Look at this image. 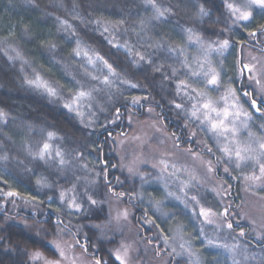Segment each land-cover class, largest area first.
<instances>
[{"label":"clouds","instance_id":"clouds-1","mask_svg":"<svg viewBox=\"0 0 264 264\" xmlns=\"http://www.w3.org/2000/svg\"><path fill=\"white\" fill-rule=\"evenodd\" d=\"M220 6L219 0L215 6L213 0H18L17 9L25 17L18 29L13 26L8 35H0V93L20 101L0 105L8 113L7 120L0 121V173L14 175L44 197L27 203L30 215L16 216L24 237L15 242L20 264H34L35 251L43 257L40 264H71L73 259L76 264H96L97 259L115 264L114 252L122 244L132 247L130 264H141L142 259L143 264H168L169 257L173 264L177 258L187 264L184 256L172 253L173 248L179 252L173 227L188 214V198L200 195L206 183L224 179L218 170L244 182L239 204L222 201L235 208L230 219L237 228L220 231V236L239 245L235 259L240 264H264V195L246 189L241 172L251 170L233 167L221 148L224 138L212 129L203 107L211 100L222 109L228 88L245 108V88L255 91L257 99L261 93L253 79L239 73V56L228 62L229 50L212 57L211 66L222 78L216 86L209 84L193 62L186 38L185 29H201L205 38L202 29L208 27H222L230 37L235 28L249 23L218 12ZM154 8L165 14L158 17ZM201 8L208 15L201 17ZM41 25L48 26L47 31ZM249 38L256 43L246 44L244 61H264V34ZM78 47L79 54L74 51ZM37 76L54 95L28 83ZM80 92L87 95L77 106L73 100ZM125 120L128 129L117 131ZM172 123L181 130L179 135L170 130ZM253 124L264 133V120L254 119ZM109 128L115 135L109 134L101 146ZM206 161L212 162L215 174L204 166ZM156 185H162L159 195L148 191ZM72 199L79 208L70 206ZM124 210L126 217L119 215ZM137 210L142 214L135 215ZM57 218L62 223L57 224ZM146 220L153 221L150 236L143 234ZM158 220L168 229L167 243ZM191 225L199 229L200 221L193 216ZM242 225L244 235L239 234ZM158 234L169 249L166 256H159L149 243ZM54 241L65 245L67 255L59 254ZM211 251L218 253L217 259L205 256L206 264H233L225 249Z\"/></svg>","mask_w":264,"mask_h":264},{"label":"snow or ice","instance_id":"snow-or-ice-1","mask_svg":"<svg viewBox=\"0 0 264 264\" xmlns=\"http://www.w3.org/2000/svg\"><path fill=\"white\" fill-rule=\"evenodd\" d=\"M148 3H152V0H147ZM60 6H63L60 2ZM224 7L228 12L234 17L237 21H249L250 24H254V29L248 31V36L259 38L264 34V23H259L255 20L257 11L264 15V0H243L242 3L229 2V0H224ZM76 9L73 8L75 13ZM155 14L163 16L165 14L164 10L159 8H154ZM200 16L208 15L206 9H200ZM64 27L67 29L68 22H62ZM99 23V22H98ZM105 32L109 31L108 27L105 25ZM247 30V29H246ZM187 33V41L189 47L195 48V54L192 57L193 62L203 71L207 82L213 86L218 85L221 82L222 74L215 67H212V57L223 56L226 50L235 49L237 46L240 47L241 53L245 52V46L247 41H233L231 39H216V40H206L198 32L193 31L192 29H185ZM120 45H117L119 47ZM78 54L80 53V48L75 49ZM264 51V49H262ZM17 55H19L17 53ZM87 55V52L84 53ZM251 56V53H248ZM9 59H14L13 56H9ZM253 60H256V63L245 62L243 55L240 58V67L238 69L242 77L247 79H253L254 83L257 85V89L261 93V98H256V92L243 91V96L249 97L245 102L247 107L245 108L237 99L236 92L232 88H228L223 97L225 101V106L221 109L214 105L211 100H208L203 104V107L208 110L207 119L210 122L212 129L216 130L221 137L224 138V142L221 144L222 151L228 160L232 163L234 168H251L250 172H241V175L244 177L246 182V189L252 191L254 188H259L260 191H264V134H258L255 131H252L253 120L261 119L264 120V61L258 60L256 57H252ZM91 62V58L89 57ZM187 57L185 58V63H187ZM207 66V67H206ZM111 67V65H109ZM255 74V76H254ZM29 84L36 87L45 88L50 94H55V90L48 86V83L37 76L35 79L29 80ZM181 85H184L186 81H180ZM87 93L80 92L79 96L73 100V104L78 106L79 99L86 96ZM242 98V97H241ZM139 99V98H134ZM73 104L66 105L71 108ZM151 111V109H149ZM212 113H215L218 118H213ZM259 113V117H256L255 114ZM195 114V113H193ZM8 118V113L0 109V121H6ZM234 121V123H230ZM239 125V126H237ZM261 128H264V124L260 125ZM247 129V139L242 141L239 139V134L241 129ZM48 148L46 144L44 146ZM43 155V153H41ZM108 162L105 161V164ZM163 163V162H162ZM204 166L208 169L210 173L215 174L216 169L212 166L211 161L202 162ZM165 167L167 164L165 163ZM228 173L230 170L225 168L224 170ZM175 174V173H172ZM0 181H3L4 185H8V181L0 175ZM38 183H43V181H38ZM186 184H189V181H185ZM165 187L167 184L165 183ZM229 185L223 178L218 181H213L212 183H206L204 188L211 191L215 194V197L218 198V203L216 206H209L206 202H202V197L200 195H193L188 198V202L185 203V208H188L191 205V211L195 214L197 218L200 219V228L199 231L193 235L192 232L186 231L185 225L183 222L177 221L173 227V232L175 240L178 242L179 252L176 248L172 249L173 254L181 255L186 258L187 264H206L205 252H208L210 248H222L232 254L233 264H240V261L235 259L237 254H240L239 245L233 243L229 244L223 240L220 236V231L236 230V223L230 219L233 215L231 211V204H223L222 201L229 194ZM61 196H65V193H61ZM0 197L6 198H20L25 203H31L38 200V196L32 195L30 193L26 194L15 187L8 186L7 189L0 187ZM94 202V201H93ZM156 207L160 208V201H155ZM70 206L73 208H79L80 206L75 202L74 199L70 200ZM121 216H127V210L119 213ZM167 215V213H164ZM246 215V214H245ZM57 224L62 223V220L57 218ZM146 224L152 225V220H146ZM159 228V234H163L164 242L170 239L169 235L165 233V229L161 228L160 225H157ZM210 228L211 231H206ZM159 234L156 239H159ZM239 234H245V228H239ZM264 238V233L261 234ZM202 238V239H201ZM2 239V238H0ZM194 241H198L201 245L206 247H197ZM55 247L57 248L61 256L67 255L65 245L61 242L54 241ZM149 243H153L149 241ZM87 246L85 242V247ZM69 247L74 248L75 245H69ZM163 249L157 248V251L160 252ZM115 258L119 261V264H130L132 247L131 245L122 244L120 248L116 249L114 252ZM32 260L34 264H40L43 259L40 252L35 251L31 253ZM215 260L217 257H211ZM56 264H60L59 261ZM71 264H76L75 259L72 260ZM96 264H102V259H97Z\"/></svg>","mask_w":264,"mask_h":264},{"label":"trees","instance_id":"trees-1","mask_svg":"<svg viewBox=\"0 0 264 264\" xmlns=\"http://www.w3.org/2000/svg\"><path fill=\"white\" fill-rule=\"evenodd\" d=\"M220 7L216 10L218 12L223 11L225 13V16L229 15L230 13L228 10L224 7V0H219ZM216 0H213V5L215 6ZM18 6V0H11V3H9V0H0V35H8L11 30H13V26H15L17 29L19 28V22L25 17V14L17 9ZM257 13H259L257 11ZM256 13V14H257ZM105 15H111L109 13H105ZM113 19H118L119 17L112 16ZM255 20L257 22L264 21V15H261L260 18H256ZM43 30L47 31L48 26L41 25L40 26ZM170 27V26H169ZM247 29V30H246ZM254 29V24H249L245 22L242 27L235 28L232 35L229 37L227 33L223 32L222 27H208L202 29L204 36L207 40H215V39H224V38H230L233 41H240L244 40L247 41V43H254L253 40H250L248 36V31H251ZM53 32L55 31V28H52ZM201 29H198L197 32L200 33ZM238 51V56L241 58L243 55L241 53V49L239 46H237L235 49H229V51L232 53L233 58V52ZM136 95H146L147 93H133ZM19 98L16 96L9 97L6 93H0V105H11L13 103H19ZM258 116V115H257ZM165 123H168L167 118L165 119ZM170 130L173 132H176L178 135L180 134V129L177 128L175 123H172L169 125ZM128 129V122L125 120V123L122 125H118L117 131H126ZM109 134L115 135V132L109 128L108 132L104 134V137L101 138V146H103V139L108 137ZM105 159L107 157L105 156ZM245 171H250V169H243ZM218 173L220 175H223L224 179L228 181V184L231 185L229 190L231 191L232 195L225 197V200L232 201L233 205L239 204L241 200L244 199V192H243V181L240 179L233 180L231 179L227 174H223L218 170ZM3 175L4 179L8 181V185H4L3 181H0V187H4L7 189L8 186L15 187L19 191L23 193H30L32 195L38 196V199H44V197L39 196L38 193L30 186L26 185L25 183L18 180L14 175H11L7 172L0 173ZM119 173H117L118 175ZM236 173H233L235 175ZM157 186H154L150 188V190L157 189ZM259 189V188H257ZM149 191V189H148ZM200 196L203 198L202 202H206L209 206H216V204L219 202L218 198L215 197V194L212 193L209 190H206L205 188H201L200 190ZM232 212L235 211V208L233 207L231 209ZM32 213V208L27 203H25L20 198H6V197H0V264H20V254L19 249L15 247V242L17 240L23 239V234L21 230L17 227V225L20 223L17 219V215H30ZM139 210H137V213L135 215H140ZM11 216L12 219L6 220L5 218ZM193 217L192 212L188 209L187 215H182L180 219L185 224L186 231H191L193 235H195L199 229L198 227H192L191 225V219ZM197 218V217H196ZM135 219V216L133 217ZM198 221H200L199 218H197V224ZM157 223L160 224L161 228L165 229V233L167 234L168 229L165 226V224L160 223L158 220ZM144 235L150 236L153 234L154 229L151 227V225H144ZM242 227H246V225H242ZM206 231H211L210 228L206 229ZM197 247H205L204 245H201L198 241H194ZM153 249H163L159 252V256H166L169 249L164 248V244L159 239H153L152 243ZM155 254V253H153ZM218 253L216 251L211 252H205V256L211 258V257H217ZM114 259V258H113ZM172 257L168 258V264H173ZM186 259V258H185ZM115 264H119V261H115ZM176 264H180V259L177 258ZM228 264H231V261L229 260Z\"/></svg>","mask_w":264,"mask_h":264},{"label":"rangeland","instance_id":"rangeland-1","mask_svg":"<svg viewBox=\"0 0 264 264\" xmlns=\"http://www.w3.org/2000/svg\"><path fill=\"white\" fill-rule=\"evenodd\" d=\"M229 2H233V0H229ZM234 2H236V3H242L243 0H234ZM260 17H261V14H260V13H257V14H256V18H260ZM195 51H196V50H195L194 47H190V52H191L193 55L195 54ZM244 54H245V53H243V56H244ZM233 55H234V57L238 56V51H237V49H236V51L233 52ZM190 58H191V56H190ZM233 59H234V58H233L232 55L229 56V57H228V62H231ZM246 106H247V104H246ZM257 115L259 116L258 113L255 114V116H257ZM258 116H257V117H258ZM252 131L257 132L258 134H264V133H260L259 130L257 129V127H256L255 125L252 126ZM247 133H248V130H247V129H241V130H240V134H239V139L242 140V141L246 140V139H247ZM247 169H250V170H251V168H247ZM185 176H186V174H185ZM156 186H157L158 188L155 189V190H152V189L150 190V189H149V191L152 192L153 195H159V194H160V191H158V189L162 191V185H156ZM252 191L255 192V193H257V194H259V195H264V191H260V189H257V188H254ZM189 210L191 211V208H189ZM191 212H192V211H191ZM192 214H193V216H195L194 213H192ZM195 217H196V216H195ZM198 224H199V221H198ZM201 239H202V238H201ZM204 246L206 247V244H205ZM142 256H143V254H142ZM141 264H143V259L141 260Z\"/></svg>","mask_w":264,"mask_h":264},{"label":"flooded vegetation","instance_id":"flooded-vegetation-1","mask_svg":"<svg viewBox=\"0 0 264 264\" xmlns=\"http://www.w3.org/2000/svg\"><path fill=\"white\" fill-rule=\"evenodd\" d=\"M255 43H256V41H254V43H250V44H255ZM244 90L247 91L248 89L245 88Z\"/></svg>","mask_w":264,"mask_h":264}]
</instances>
